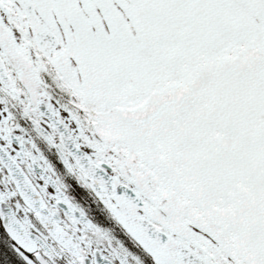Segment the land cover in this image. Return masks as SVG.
Returning <instances> with one entry per match:
<instances>
[{
  "label": "snow or ice",
  "instance_id": "1",
  "mask_svg": "<svg viewBox=\"0 0 264 264\" xmlns=\"http://www.w3.org/2000/svg\"><path fill=\"white\" fill-rule=\"evenodd\" d=\"M0 264H264V0H0Z\"/></svg>",
  "mask_w": 264,
  "mask_h": 264
},
{
  "label": "flooded vegetation",
  "instance_id": "2",
  "mask_svg": "<svg viewBox=\"0 0 264 264\" xmlns=\"http://www.w3.org/2000/svg\"><path fill=\"white\" fill-rule=\"evenodd\" d=\"M0 230H2V229H0Z\"/></svg>",
  "mask_w": 264,
  "mask_h": 264
}]
</instances>
